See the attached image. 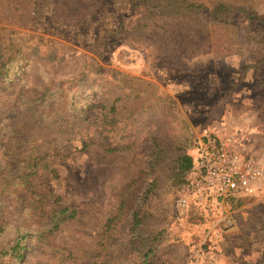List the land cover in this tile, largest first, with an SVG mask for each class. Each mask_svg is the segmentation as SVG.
I'll use <instances>...</instances> for the list:
<instances>
[{
  "label": "rangeland",
  "instance_id": "obj_1",
  "mask_svg": "<svg viewBox=\"0 0 264 264\" xmlns=\"http://www.w3.org/2000/svg\"><path fill=\"white\" fill-rule=\"evenodd\" d=\"M188 1L209 10L160 16L129 0H60L39 17L30 3L0 0V50L26 53L22 73L0 83V251L13 243L15 227L30 234L25 257L0 264H142L133 249L146 231L160 238L148 242L155 253L146 264H264V184L236 208L180 210L172 164L153 174L146 167L152 138L173 159L178 149L194 157L205 137L233 143L235 135L239 151L264 164V22L211 14L220 4L246 6L264 20V0ZM75 77L85 82H69ZM49 85L78 107L136 91L154 99L134 112L135 151L82 149L75 132L38 154L37 131L25 138L12 128L11 109L21 104V89L33 97ZM38 157L28 192L20 177ZM64 208L75 216L34 235ZM135 214L142 223L133 231Z\"/></svg>",
  "mask_w": 264,
  "mask_h": 264
},
{
  "label": "trees",
  "instance_id": "obj_2",
  "mask_svg": "<svg viewBox=\"0 0 264 264\" xmlns=\"http://www.w3.org/2000/svg\"><path fill=\"white\" fill-rule=\"evenodd\" d=\"M17 1L30 3L31 6L38 9H36L35 15L40 17L46 7L50 4L56 5L60 0ZM158 1V3L154 4L153 0H129V3L130 6L134 8L140 6L149 8L150 10H153V12L155 11V14L160 16H180L193 10L199 12L209 10L207 7L191 3L188 0ZM211 14L216 18H222L223 16L232 18L233 16H237L242 20V22L246 21L251 24H261L264 22L259 15L255 14L252 9L246 6L231 7L230 5L220 4L211 10ZM16 54L17 57H5L0 50V83H4L6 79H11L8 75L9 72L12 73L13 78H17L22 73L19 58L25 60L26 53L17 51ZM262 61L264 62V52L262 55ZM15 62L16 64L14 65ZM69 82L79 84L81 82H85V79L83 77H75ZM58 84L61 85L62 81ZM38 91L40 93H36L33 97H27L26 94H22L23 89L19 91V94H21V104L18 107H13L11 109V111H13L11 116L13 117L11 126L14 128L15 125H19L25 134V138H27L30 130L35 129L38 133L35 150L40 155L43 150H45V148L52 143L53 138L66 137L70 139L71 135L75 132H78L79 135H81L82 149L97 146L103 152L108 154H113L123 150L135 151L134 139L136 138V135L131 131L137 120L134 116V112L137 111L138 108L141 109V112H144L148 109V107L155 104L154 99H151L148 95H139L138 91H136V93L133 94L121 93L111 102H91L78 107L72 98L69 99L68 93L65 94L63 90L55 89L51 85H49V87H39ZM55 91L59 93V96H54V98H52ZM159 99L160 98H157L158 101ZM134 100L138 102L137 106L134 105ZM160 101L162 102V100ZM91 133H96L99 139H93L90 137ZM152 139L153 141L150 147L151 150L147 158V169H149L150 173L153 174V172L160 168V166L166 163H171L173 181L180 187L186 182V176L193 167V157L186 154L184 150L178 149L180 152H176L175 157L171 159L170 154L167 152L168 147L166 148V146L162 145L155 138ZM37 160L38 162L33 161L28 166L31 173H27L25 177H20L22 180L21 186H25L28 192H30L29 180L31 175L34 173L35 168H37L39 164V157ZM152 180V185L155 186L158 183V179L153 177ZM246 199L247 198L233 199L229 204L236 208ZM188 208L196 212L202 210L200 207L195 205H190ZM200 212L199 217L200 219H203ZM74 216L75 210L72 208H64L56 211L52 214L47 226L42 227L41 231H39L40 229L35 230L34 235L41 238L45 236L46 233L57 230L61 223L72 219ZM133 220L132 230L134 231L136 227H139L142 223V215L140 216V214H135ZM110 221L112 222V220ZM4 227L0 228V234L5 231ZM15 230L17 234L13 239V243L8 248H4L0 251V258L10 257L15 262H19L26 255L29 245L27 239H30V234H25L19 227H15ZM137 239L139 241H137V245L133 251L138 252L139 262L146 264L149 261V255H153L155 253L154 246L151 244H154L155 241H158L160 238L158 234L155 235L146 231L138 234ZM140 244H142V248L140 247ZM138 249H140V251Z\"/></svg>",
  "mask_w": 264,
  "mask_h": 264
},
{
  "label": "built area",
  "instance_id": "obj_3",
  "mask_svg": "<svg viewBox=\"0 0 264 264\" xmlns=\"http://www.w3.org/2000/svg\"><path fill=\"white\" fill-rule=\"evenodd\" d=\"M237 136H209L196 146L193 167L186 182L177 189L176 207L205 208L210 203L229 204L233 199L251 198L264 184V164L239 151ZM230 220V219H229ZM227 220V221H229Z\"/></svg>",
  "mask_w": 264,
  "mask_h": 264
},
{
  "label": "clouds",
  "instance_id": "obj_4",
  "mask_svg": "<svg viewBox=\"0 0 264 264\" xmlns=\"http://www.w3.org/2000/svg\"><path fill=\"white\" fill-rule=\"evenodd\" d=\"M3 238V235L2 234H0V239H2Z\"/></svg>",
  "mask_w": 264,
  "mask_h": 264
}]
</instances>
